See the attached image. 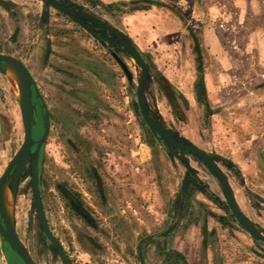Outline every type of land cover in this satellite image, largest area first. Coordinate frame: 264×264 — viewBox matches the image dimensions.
Returning <instances> with one entry per match:
<instances>
[{
    "label": "rangeland",
    "instance_id": "obj_1",
    "mask_svg": "<svg viewBox=\"0 0 264 264\" xmlns=\"http://www.w3.org/2000/svg\"><path fill=\"white\" fill-rule=\"evenodd\" d=\"M73 1L140 48L151 111L218 160L240 206L264 232V0ZM209 31L224 47L222 64L206 44ZM0 51L23 58L46 100L44 208L74 264H264V242L200 189L208 184L224 199L221 181L188 154L194 178L162 141L149 138L137 105L142 68L123 48L102 43L44 0H6ZM113 52L134 73L132 81ZM202 64L214 74L209 95H199ZM16 77L0 70V176L25 136ZM35 121L39 138L38 106ZM30 181L28 166L15 199L5 190L14 199L16 231L37 264H65L41 230ZM18 256L0 238V264H20Z\"/></svg>",
    "mask_w": 264,
    "mask_h": 264
},
{
    "label": "water",
    "instance_id": "obj_2",
    "mask_svg": "<svg viewBox=\"0 0 264 264\" xmlns=\"http://www.w3.org/2000/svg\"><path fill=\"white\" fill-rule=\"evenodd\" d=\"M48 1L61 11L81 21V18H78L73 10L68 8L65 4L57 0ZM149 2L157 5H165V3L157 0H149ZM83 17L90 20L96 26L104 28L114 35L120 36L121 38L119 42L121 45L141 65L143 74L138 84L137 105L144 121L152 131L150 139L155 137L162 141L168 147L170 153L178 157L185 165L189 173L193 176L196 175V169L192 166L188 154L192 155L195 159L206 165L208 169L221 181L224 197L238 222L252 235L255 240L264 242V232L256 224H254V222H252V220L241 208L230 183L229 177L222 169L218 160L210 152L201 148L197 144L181 138L178 132L167 125L158 113L151 111L146 93L147 82L150 78L148 64L141 51L133 43L132 39L124 31L102 18L86 12L83 13ZM108 38L111 40L109 35ZM114 56L124 69L128 79L132 81L133 74L127 64L118 54L115 53ZM8 66L13 67L20 76V104L25 136L21 147L0 176V238L3 245L6 243L10 244L12 250L22 258L25 264H37L30 250L16 231L12 207L20 180L29 166L33 206L36 209L41 230L51 242L54 250L58 252L63 262L65 264H74L62 243L53 233L49 225L41 190L40 155L42 146L46 142L50 131L49 111L37 86L36 80L32 76L26 64L13 55L0 53V70L5 72ZM33 95H35L37 100L40 101V108L43 113V133L39 138H36L33 132V126L36 122L35 111L37 109V105L33 100ZM7 186L10 187L14 198L11 205H9L10 207H8L5 198V190Z\"/></svg>",
    "mask_w": 264,
    "mask_h": 264
},
{
    "label": "flooded vegetation",
    "instance_id": "obj_3",
    "mask_svg": "<svg viewBox=\"0 0 264 264\" xmlns=\"http://www.w3.org/2000/svg\"><path fill=\"white\" fill-rule=\"evenodd\" d=\"M45 2H47L49 5H51V6H53L55 9H57V10H59V12H61L62 14H65L66 16H68V17H70L71 19H73L74 21H76L77 23H79L83 28H85L86 30H89L90 31V33L95 37V38H98L99 40H101V42L102 43H111L112 45H114L115 47H120V48H123L124 49V47L121 45V43L119 42V40H120V38H118V36L117 35H114L113 33H111L110 31H108V30H106V29H104V28H101V27H98V26H96L95 24H93L90 20H87L85 17H83V13H90V14H92V15H95V16H97V17H99V18H102V17H100L99 15H97V14H95V13H93V12H88V11H85V10H82V11H80L79 10V8L81 7L79 4H77L75 1H73V0H57V1H59V2H61V3H63V4H65L68 8H70V9H72L73 10V12L76 14V16L78 17V18H81V21H79L78 19H75V18H73L72 16H70V15H68L67 13H65V12H63V11H61L60 9H58L57 7H55L52 3H50L48 0H44ZM0 2H1V4H3V5H5L6 4V0H0ZM178 15H180L178 12H176ZM102 19H104V18H102ZM104 20H106V21H108L107 19H104ZM109 22V21H108ZM109 23H111V22H109ZM112 25H114L113 23H111ZM114 26H116V25H114ZM117 28H119L118 26H116ZM119 29H121V28H119ZM122 30V29H121ZM122 31H124V30H122ZM125 32V31H124ZM126 33V32H125ZM127 34V33H126ZM108 35L111 37V40L108 38ZM128 35V34H127ZM114 36H116V37H114ZM129 36V35H128ZM120 37V36H119ZM194 38H195V35L193 36ZM195 40V42H196V50H197V52L198 53H200V44L198 43V39H197V37L194 39ZM134 43V42H133ZM135 44V43H134ZM136 45V44H135ZM137 46V45H136ZM138 47V46H137ZM138 49L140 50V48L138 47ZM50 50H51V47H50ZM125 50V49H124ZM126 51V50H125ZM141 51V50H140ZM127 52V51H126ZM0 53H4V54H9V55H13V56H15V57H17V58H19L21 61H23L25 64H26V62L23 60V58L22 57H20V56H16V54L15 53H13V52H3V51H0ZM118 54L117 52H113L112 53V55H113V57L115 58V56H114V54ZM141 53L143 54V52L141 51ZM127 54L128 55H130V53H128L127 52ZM119 56H120V54H118ZM131 56V55H130ZM144 56V55H143ZM132 58H134L133 56H131ZM120 58H122L121 56H120ZM123 59V58H122ZM135 59V58H134ZM199 59V58H198ZM115 60L118 62V60L115 58ZM136 60V59H135ZM123 61L126 63V61L123 59ZM137 61V60H136ZM199 61H200V59H199ZM138 62V61H137ZM119 63V62H118ZM127 64V63H126ZM139 64V63H138ZM198 64H199V62H198ZM120 65V64H119ZM140 65V64H139ZM26 66H27V64H26ZM121 66V65H120ZM127 66H128V64H127ZM141 66V65H140ZM200 66V65H199ZM198 66V67H199ZM28 67V66H27ZM122 67V66H121ZM128 68L130 69V67L128 66ZM142 68V67H141ZM28 69L30 70V72H31V74H32V76L35 78V76H34V74L32 73V70H31V68L30 67H28ZM123 69V68H122ZM124 70V69H123ZM130 71L132 72V70L130 69ZM125 72V71H124ZM142 72H143V70H142ZM126 74V73H125ZM132 74H133V79H134V73L132 72ZM201 78V77H200ZM132 79V80H133ZM35 80H36V78H35ZM36 83H37V80H36ZM37 86H38V84H37ZM38 88H39V86H38ZM40 90V89H39ZM202 89H201V87H200V89H199V92H200V94L199 95H201L202 94ZM41 92V91H40ZM42 94V93H41ZM203 95V94H202ZM43 96V95H42ZM43 98H44V96H43ZM33 100H34V102L36 103V105L38 106V108L40 109V112H41V115H42V121H43V113H42V111H41V108H40V101H38L37 100V98H36V96L35 95H33ZM45 100V99H44ZM45 102H46V100H45ZM46 105H47V103H46ZM47 108H48V106H47ZM48 111H49V109H48ZM49 115H50V113H49ZM50 127H51V119H50ZM50 132V131H49ZM150 138V137H149ZM152 140V139H151ZM206 150V149H205ZM222 167V166H221ZM196 169V168H195ZM223 169V168H222ZM224 170V169H223ZM225 171V170H224ZM226 173V172H225ZM227 174V173H226ZM193 176V175H192ZM197 178L198 177V173H197V171H196V175L194 176V178ZM230 180V179H229ZM231 183V182H230ZM232 185V184H231ZM202 188V189H201ZM200 189L202 190V191H204V192H208V194H210L212 197L214 196V199H216L217 201H219L220 203H222L224 206H228L229 207V205H228V203H227V201H226V199H225V197H224V194H223V197H224V199H221L220 197H218L215 193H213L211 190H210V188H209V185L208 184H203L202 185V187H200ZM234 190V189H233ZM223 192V191H222ZM235 193V192H234ZM215 194V195H214ZM252 195H253V197H255V198H260V195H258V194H256V193H252ZM230 208V207H229ZM242 208V207H241ZM79 209H80V211H82V213H83V215H87V217L89 216L88 214H86L85 213V211H84V209H81L80 207H79ZM244 211V210H243ZM245 212V211H244ZM234 215V214H233ZM248 216V215H247ZM236 218V217H235ZM10 245V244H9ZM64 247V246H63ZM19 257V262H20V264L22 263V264H24V261L22 260V258L20 257V256H18ZM189 264V263H188Z\"/></svg>",
    "mask_w": 264,
    "mask_h": 264
},
{
    "label": "crops",
    "instance_id": "obj_4",
    "mask_svg": "<svg viewBox=\"0 0 264 264\" xmlns=\"http://www.w3.org/2000/svg\"><path fill=\"white\" fill-rule=\"evenodd\" d=\"M205 41H206L207 46L210 49V52L212 54H214V56H216V58L220 61V64H222L221 60L224 59L225 51H224V47L220 44V39L217 38V36L211 34V32L209 31V34L206 35V37H205ZM225 58H226V56H225ZM223 62H224V60H223ZM198 72H200L199 67L196 68L195 77L198 76ZM202 75L203 76L198 81L199 89L201 87V89L205 91L206 95L207 94L209 95V93H208L209 89L215 90L214 86H212L211 84L209 85V81H211V77H213L214 74L212 73V71L209 68H203V64H202ZM215 83H217V82H215ZM217 89L219 92L222 91V90H220L221 89L220 84H219V87H217ZM210 96L216 97V95L214 93L211 94ZM212 102H217V99H213ZM209 107L211 109L210 105H209ZM211 112L213 113V111H211Z\"/></svg>",
    "mask_w": 264,
    "mask_h": 264
},
{
    "label": "bare ground",
    "instance_id": "obj_5",
    "mask_svg": "<svg viewBox=\"0 0 264 264\" xmlns=\"http://www.w3.org/2000/svg\"><path fill=\"white\" fill-rule=\"evenodd\" d=\"M6 73L16 74V76H17L16 78L18 79V82H20V76H19L18 72L13 67L8 66L7 69H6ZM17 84L20 85V83H17ZM5 198H6L8 206L11 205V202H12L11 200L12 199H10V197H7V196H5Z\"/></svg>",
    "mask_w": 264,
    "mask_h": 264
},
{
    "label": "trees",
    "instance_id": "obj_6",
    "mask_svg": "<svg viewBox=\"0 0 264 264\" xmlns=\"http://www.w3.org/2000/svg\"><path fill=\"white\" fill-rule=\"evenodd\" d=\"M207 110H208V112H209V111H211V110H210V107H209V105H208V104H207Z\"/></svg>",
    "mask_w": 264,
    "mask_h": 264
}]
</instances>
